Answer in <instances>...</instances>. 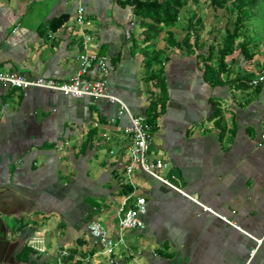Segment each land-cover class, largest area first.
Wrapping results in <instances>:
<instances>
[{"label":"crops","instance_id":"crops-1","mask_svg":"<svg viewBox=\"0 0 264 264\" xmlns=\"http://www.w3.org/2000/svg\"><path fill=\"white\" fill-rule=\"evenodd\" d=\"M81 5L83 28L76 23ZM141 31L131 6L119 0H0V72L64 81L78 73L81 53L107 57L110 92L145 120L149 160H166L164 174L174 173V184L199 202L137 166L127 207L146 199V227L120 232L128 196L115 193L118 176L128 180L132 139L119 105L0 82L7 264H72L75 256L110 264L94 256L95 220L122 233L115 264H264V86L255 94L234 91L251 101L231 105L230 86L207 83L198 55L172 54L163 63L169 99L150 125L147 109L158 89L146 80ZM212 98L222 104L223 129L210 120ZM36 233L44 234L47 252L24 263L20 253ZM63 251L69 256L61 258Z\"/></svg>","mask_w":264,"mask_h":264},{"label":"rangeland","instance_id":"rangeland-1","mask_svg":"<svg viewBox=\"0 0 264 264\" xmlns=\"http://www.w3.org/2000/svg\"><path fill=\"white\" fill-rule=\"evenodd\" d=\"M131 1L133 0H119L121 4ZM171 6L174 11L169 18L170 22H173L170 26L166 25L168 19L166 15H163L160 23L153 19L138 18V24L142 30L139 36L140 44L147 46L150 53H157L161 63L168 61L172 54L198 55L203 68L205 66L218 68V49L222 47L227 32H234L237 29L236 46L238 48L246 45L251 57L243 54L229 56L227 58L228 68L231 71L229 79L236 80L239 86L245 88V91L249 90L253 94L261 91L262 88L254 85L253 82L264 76V0H256L255 5L244 9L248 15L253 16L246 20H239L243 10L238 7L236 0H228L223 7L217 8L211 4V0H181L179 4L172 1ZM149 27L153 30L151 37L146 41L148 36L145 31ZM171 37L181 44L180 48L171 45ZM187 43L191 47H188ZM211 45L215 47L212 59L209 53ZM226 78L225 74L224 79ZM237 86L230 87L234 95L230 99L232 101L230 104L244 106L251 99L236 96L234 91L240 89ZM219 104L222 106L221 103ZM84 149L87 151L88 145ZM118 177L116 186L118 188L115 194L122 195L126 179L123 175ZM85 263L89 264V261L86 260ZM72 264H83V262L76 260Z\"/></svg>","mask_w":264,"mask_h":264},{"label":"built area","instance_id":"built-area-1","mask_svg":"<svg viewBox=\"0 0 264 264\" xmlns=\"http://www.w3.org/2000/svg\"><path fill=\"white\" fill-rule=\"evenodd\" d=\"M86 9L84 6H79L76 14V23L80 28L86 24ZM88 39L86 38L84 48L87 49ZM79 71L72 78L64 81L48 79L44 77L28 78L16 72H0V82L17 90L42 89L50 92L63 93L72 96L76 99L93 98L96 100L107 99L112 103L119 105V116H127L130 120V126L125 129V132L131 135V145L129 147L130 162L125 168V173L128 178L127 183L134 186L133 175L137 168H140L154 179L173 188L179 193L196 201L197 199L187 194L174 184L167 175L164 174L169 168L166 160L157 158L149 160V132L145 125V120L142 117H136L131 114L127 105L114 96L110 92L108 75V58L100 55H91L87 52L79 55ZM254 85H264V76L255 80ZM115 120L113 119L112 122ZM264 140V133L262 134ZM132 196H128L122 204L119 212L118 229L120 232L125 230H142L145 222L143 217L147 214V201L145 198L138 197L135 203L127 207V202ZM199 203V202H198ZM89 232L94 240V246L97 249L95 257H107L110 264L116 263L117 250L124 244L122 233L114 236L110 230L95 220L89 225ZM261 243L262 240H257ZM28 247L39 253L47 252V242L44 234L36 233L29 241ZM256 250L253 251V254ZM69 253L63 251L60 257H68ZM80 261V257L75 256L74 261Z\"/></svg>","mask_w":264,"mask_h":264},{"label":"trees","instance_id":"trees-1","mask_svg":"<svg viewBox=\"0 0 264 264\" xmlns=\"http://www.w3.org/2000/svg\"><path fill=\"white\" fill-rule=\"evenodd\" d=\"M175 2L179 4L181 0H133L131 2H124L123 4L131 6L133 9L134 14L143 20L153 19L156 22L160 23L163 19V15L167 16L166 25L170 26L173 22H170L169 18L172 17V11L174 8L171 6V2ZM228 0H211V4L214 7H223L224 4ZM238 7L243 10L242 16L239 20H246L253 16L247 14L244 11L245 8L253 6L256 4V0H236ZM176 12V11H175ZM53 22H57L54 20ZM52 22V23H53ZM152 27H149L145 34L148 36L146 41L151 37ZM238 38L237 29L234 32H227L226 38L223 41L222 47L218 49V68L213 66H205L204 68V79L210 85L217 87V86H237L236 80H231L229 77L231 76V71L228 68L227 58L234 54H243L246 57H251L249 54V50L247 49L246 45H241L237 48L236 40ZM199 39V38H198ZM170 43L174 47H181V44L175 41L174 38H170ZM188 47H191L190 44L187 43ZM215 51V47L211 45L209 47L210 58H213ZM145 56V66L147 70L146 80L150 83H153L154 86L158 89V94L155 95L151 101L150 105L147 109V118L146 121L148 124L152 125L155 119L158 117V109L161 107L162 109L165 107L168 99H169V92L166 83V79L164 76L163 71V63H161L160 58L157 53H150L149 49L144 50ZM166 62V61H165ZM154 66H159V70L153 71L152 69ZM227 75V78L224 79V75ZM263 84L259 85V88H262ZM240 89H245L243 86H237ZM212 105L213 112L210 116V120H217L216 125L223 129V118L224 113L221 105L219 102L212 98L210 100ZM174 177L176 175L174 173H170L169 178L170 180L175 183ZM134 188L130 184L126 183L123 187L122 193L124 196H129L133 193ZM98 208V206H96ZM37 253L35 250L25 247L22 252L20 253L21 261L27 263L30 261L31 255Z\"/></svg>","mask_w":264,"mask_h":264},{"label":"water","instance_id":"water-1","mask_svg":"<svg viewBox=\"0 0 264 264\" xmlns=\"http://www.w3.org/2000/svg\"><path fill=\"white\" fill-rule=\"evenodd\" d=\"M8 229L6 227L5 221L0 214V264H7L3 256L7 254V246L10 245V240L8 236ZM2 256V257H1Z\"/></svg>","mask_w":264,"mask_h":264},{"label":"flooded vegetation","instance_id":"flooded-vegetation-1","mask_svg":"<svg viewBox=\"0 0 264 264\" xmlns=\"http://www.w3.org/2000/svg\"><path fill=\"white\" fill-rule=\"evenodd\" d=\"M6 249H7V251H8V250L10 249V245H9V246H7V248H6ZM5 256H6V255H5ZM5 256H3V257L1 256V257H2V258H4V260L6 261V259H7V258H5ZM0 259H1V258H0Z\"/></svg>","mask_w":264,"mask_h":264}]
</instances>
